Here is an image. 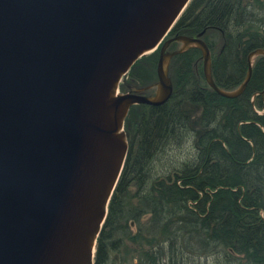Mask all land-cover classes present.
Here are the masks:
<instances>
[{"label":"water","instance_id":"95a60500","mask_svg":"<svg viewBox=\"0 0 264 264\" xmlns=\"http://www.w3.org/2000/svg\"><path fill=\"white\" fill-rule=\"evenodd\" d=\"M189 1L0 0V264L94 263L128 152L125 118L170 98L174 55L197 48L208 87L244 92L264 48L248 53L237 87L220 88L205 29L169 36ZM157 49L145 86L154 93L122 92L131 66Z\"/></svg>","mask_w":264,"mask_h":264},{"label":"trees","instance_id":"16d2710c","mask_svg":"<svg viewBox=\"0 0 264 264\" xmlns=\"http://www.w3.org/2000/svg\"><path fill=\"white\" fill-rule=\"evenodd\" d=\"M204 29L215 83L237 87L248 53L264 48V0H190L169 36ZM210 31L219 37L217 51ZM200 54L189 48L172 57L165 103L130 107L128 152L93 264H109L122 248L138 264H264V94L253 98L264 88V56L244 92L226 98L205 83ZM157 58L158 49L141 56L120 90L150 84Z\"/></svg>","mask_w":264,"mask_h":264},{"label":"rangeland","instance_id":"374dc122","mask_svg":"<svg viewBox=\"0 0 264 264\" xmlns=\"http://www.w3.org/2000/svg\"><path fill=\"white\" fill-rule=\"evenodd\" d=\"M210 33L214 36H210L211 39H213V41L215 42V49L216 51L218 50V47H219V37L217 36V33H214V32H211ZM178 44V42H177ZM156 81V78L148 85L146 86H150L152 85L154 82ZM145 87V86H144ZM146 89L143 90V93L145 94H153L154 93V88H150V87H145ZM129 91V90H128ZM255 107V110L258 111L259 113H262L259 108H257L256 106ZM196 113L197 111H194L192 113L193 116H196ZM133 188H131L132 190ZM147 216L143 217L144 219H146ZM143 219V221H144ZM130 230L132 232H135L136 231V224L135 225H130L129 226ZM133 245L131 244V247L132 248ZM124 251V252H123ZM125 256L124 259H122V257ZM109 264H138L137 262V257H136V254L133 253L131 251V249L128 251V253L125 252V249L122 248L121 251H114L113 253H111V260L109 262Z\"/></svg>","mask_w":264,"mask_h":264},{"label":"clouds","instance_id":"9594fccd","mask_svg":"<svg viewBox=\"0 0 264 264\" xmlns=\"http://www.w3.org/2000/svg\"><path fill=\"white\" fill-rule=\"evenodd\" d=\"M187 162H188L187 159H184V158H182V159L180 160L181 165H183L184 163H187Z\"/></svg>","mask_w":264,"mask_h":264},{"label":"flooded vegetation","instance_id":"af4514ba","mask_svg":"<svg viewBox=\"0 0 264 264\" xmlns=\"http://www.w3.org/2000/svg\"><path fill=\"white\" fill-rule=\"evenodd\" d=\"M202 37H203V36H202ZM176 43H177V42H176ZM178 46H179V43L177 44V47H178ZM187 50H188V49H187ZM125 76H126V75H125ZM125 76H124V77H125ZM124 77H123V78H124ZM123 78H122V80H123ZM121 82H122V81H121ZM132 89H133V88H132Z\"/></svg>","mask_w":264,"mask_h":264}]
</instances>
